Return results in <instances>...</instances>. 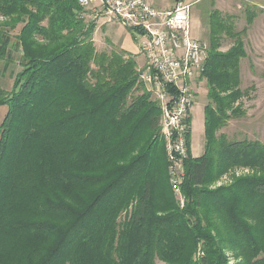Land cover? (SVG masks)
Masks as SVG:
<instances>
[{"label": "trees", "instance_id": "trees-1", "mask_svg": "<svg viewBox=\"0 0 264 264\" xmlns=\"http://www.w3.org/2000/svg\"><path fill=\"white\" fill-rule=\"evenodd\" d=\"M86 12L0 0V61L20 47L23 67L11 91L0 82V264H264V143L218 135L246 114L247 29L210 15L205 151L186 161L182 206L136 55L98 51ZM237 167L252 173L208 187Z\"/></svg>", "mask_w": 264, "mask_h": 264}, {"label": "built area", "instance_id": "built-area-1", "mask_svg": "<svg viewBox=\"0 0 264 264\" xmlns=\"http://www.w3.org/2000/svg\"><path fill=\"white\" fill-rule=\"evenodd\" d=\"M88 22L124 27L134 37L143 63L140 81L161 108L168 173L181 194L191 154L192 113L210 43L193 31L191 4L178 0L161 9L150 0H78ZM98 26V27H97Z\"/></svg>", "mask_w": 264, "mask_h": 264}, {"label": "rangeland", "instance_id": "rangeland-1", "mask_svg": "<svg viewBox=\"0 0 264 264\" xmlns=\"http://www.w3.org/2000/svg\"><path fill=\"white\" fill-rule=\"evenodd\" d=\"M156 4L162 5V0H152ZM169 5L172 0H169ZM192 2V0H185ZM219 10L223 17L228 15L233 18L227 23H232L233 31L247 32L242 36L247 56L241 61V89L245 91L240 100L242 110L246 114L232 118L218 131V135L225 134L230 140H251L264 143V0H199L192 3V22L197 30L198 37L210 43V15L214 10ZM254 15V20L249 23L248 17ZM0 21L5 19L0 18ZM105 24L96 28L93 38L98 51H111L121 47L130 50H137L136 41L128 30L121 26L106 27ZM98 27V26H97ZM106 27V28H104ZM104 28V29H103ZM19 27L12 30V35L16 36ZM111 38L118 45L107 41ZM16 42L13 37V45ZM234 43L226 34L222 35L221 51H227ZM9 58L0 61V82L6 91L14 88L17 75L22 71L21 66L22 51L20 47H13ZM141 55V54H140ZM142 56V55H141ZM143 62H138V68ZM196 88L198 97L197 102L191 109L192 113V151L191 156L200 155L205 151V105L208 103L207 81L202 79ZM7 112V106H0V123L3 121ZM252 173V170L244 167H237L223 175L218 181L209 185V188H217L232 182L235 177H240ZM177 200L185 203L182 194H176ZM200 253V252H199ZM198 253V254H199ZM231 255L232 263L236 261L235 256ZM238 261L241 258H237Z\"/></svg>", "mask_w": 264, "mask_h": 264}, {"label": "crops", "instance_id": "crops-1", "mask_svg": "<svg viewBox=\"0 0 264 264\" xmlns=\"http://www.w3.org/2000/svg\"><path fill=\"white\" fill-rule=\"evenodd\" d=\"M151 2H153L152 0H150ZM169 0H162L161 2H162V5L163 6H161V5H159V4H156L155 2H153L157 7H159V8H161V9H168V8H172V7H174L175 6V4L177 3V1L178 0H172V2H170V5H169V2H168ZM184 2H185V0H183ZM195 1H199V0H192V2H185V3H189V4H191L192 5V3H194ZM117 27V26H120V25H116V24H110V25H107L106 27ZM106 27H104V28H106ZM122 27V26H121ZM103 28V29H104ZM124 28V27H123ZM127 30V29H126ZM193 31H194V33L198 36V33H197V30L195 29V26H194V23H193ZM107 39L111 42V43H113V44H115V45H118L115 41H113L111 38H109V37H107ZM94 41H95V39H94ZM119 46V45H118ZM121 47V49H124V50H127V51H129V52H131V53H133L134 55H136V59H137V62H143V56H141L140 55V53H139V49H138V47H137V44H136V48H137V50H130V49H126V48H124V47H122V46H120ZM191 151H192V134H191ZM193 152V151H192ZM195 157H199V156H201V154L200 155H195V154H193Z\"/></svg>", "mask_w": 264, "mask_h": 264}]
</instances>
